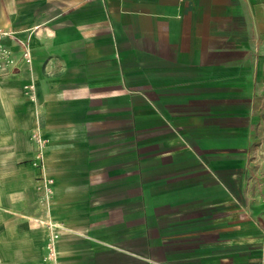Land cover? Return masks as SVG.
<instances>
[{
	"label": "crops",
	"instance_id": "1",
	"mask_svg": "<svg viewBox=\"0 0 264 264\" xmlns=\"http://www.w3.org/2000/svg\"><path fill=\"white\" fill-rule=\"evenodd\" d=\"M0 26L32 57L5 38L0 264H264V0H0Z\"/></svg>",
	"mask_w": 264,
	"mask_h": 264
},
{
	"label": "built area",
	"instance_id": "2",
	"mask_svg": "<svg viewBox=\"0 0 264 264\" xmlns=\"http://www.w3.org/2000/svg\"><path fill=\"white\" fill-rule=\"evenodd\" d=\"M13 38L21 48V55L25 59L26 63H31V51L30 48L24 40L18 38L13 31L7 30L0 26V71L8 70L12 68L15 65V57L12 49L5 43V38ZM24 88L30 93V95L33 96L34 92V83L32 81L28 82L24 85ZM39 140V138H38ZM50 190L49 186H45V193L41 199L42 204L46 208V210L49 208V199H50ZM262 217H264V214H262ZM42 222V220H40ZM45 224L48 226V228L52 227L51 221H46ZM58 234L54 232V230L51 229L50 234L47 236L46 241V252L44 255V260L46 261H55L57 252H56V245L55 240L57 238Z\"/></svg>",
	"mask_w": 264,
	"mask_h": 264
},
{
	"label": "rangeland",
	"instance_id": "3",
	"mask_svg": "<svg viewBox=\"0 0 264 264\" xmlns=\"http://www.w3.org/2000/svg\"><path fill=\"white\" fill-rule=\"evenodd\" d=\"M47 232H48V231H47ZM54 232L57 233L56 231H54ZM47 234H48V233H47ZM49 234H50V231H49ZM49 234H48V235H49ZM32 245H34V244L32 243Z\"/></svg>",
	"mask_w": 264,
	"mask_h": 264
}]
</instances>
